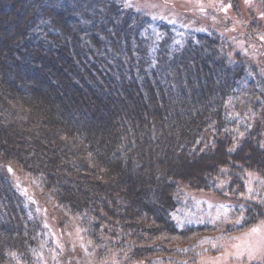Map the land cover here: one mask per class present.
Masks as SVG:
<instances>
[{"label":"trees","instance_id":"obj_1","mask_svg":"<svg viewBox=\"0 0 264 264\" xmlns=\"http://www.w3.org/2000/svg\"><path fill=\"white\" fill-rule=\"evenodd\" d=\"M118 12L112 0H0V264L27 253L33 233L5 163L53 193L94 244L114 246L111 222L115 246L139 258L153 247L144 231H179L180 184L216 193L223 169L230 188L243 169L264 174V143L226 110L247 68L229 41L199 31L152 56Z\"/></svg>","mask_w":264,"mask_h":264},{"label":"rangeland","instance_id":"obj_2","mask_svg":"<svg viewBox=\"0 0 264 264\" xmlns=\"http://www.w3.org/2000/svg\"><path fill=\"white\" fill-rule=\"evenodd\" d=\"M112 5L119 9L116 23L123 24L130 14L126 28L131 30L133 42L147 40L152 56L162 42L169 49L199 31L224 36L229 41L230 56L239 55L247 64L237 82L242 95L229 101L227 113L238 121L241 130L252 129L251 134L264 143V97L255 99L256 104L262 103L256 108L253 98L247 97L251 89L259 90L260 77L264 81V0H112ZM81 21L88 24L83 18ZM240 129L235 132L238 140H243ZM4 165L1 170L21 197L25 219L33 231L25 248L27 253L11 250L12 264H264L247 259L250 252L264 245V174H257L253 168L239 173L244 185L236 184L234 188H230V170L223 169L211 179L218 189L216 193L180 184L170 218L180 232L190 227L195 230L162 235L144 231L143 239L154 244H147L153 246L151 253L142 250L139 258L131 253L137 248H117L120 245L113 238L111 222L105 227L110 231L105 236L114 246L94 244L80 220L63 209L51 191L52 196L20 167Z\"/></svg>","mask_w":264,"mask_h":264},{"label":"snow or ice","instance_id":"obj_3","mask_svg":"<svg viewBox=\"0 0 264 264\" xmlns=\"http://www.w3.org/2000/svg\"><path fill=\"white\" fill-rule=\"evenodd\" d=\"M9 171H11V169H9ZM247 259L250 261L254 260V261L264 262V245L250 252L249 255L247 256Z\"/></svg>","mask_w":264,"mask_h":264}]
</instances>
